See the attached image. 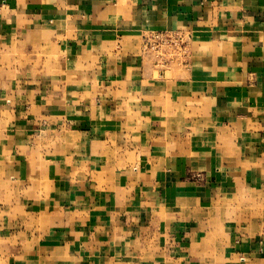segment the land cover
Listing matches in <instances>:
<instances>
[{
  "label": "crops",
  "instance_id": "obj_1",
  "mask_svg": "<svg viewBox=\"0 0 264 264\" xmlns=\"http://www.w3.org/2000/svg\"><path fill=\"white\" fill-rule=\"evenodd\" d=\"M0 264H264V0H0Z\"/></svg>",
  "mask_w": 264,
  "mask_h": 264
},
{
  "label": "rangeland",
  "instance_id": "obj_2",
  "mask_svg": "<svg viewBox=\"0 0 264 264\" xmlns=\"http://www.w3.org/2000/svg\"><path fill=\"white\" fill-rule=\"evenodd\" d=\"M24 57H25V55H22L21 56L22 59ZM50 57H51V60L48 59V61H43L41 56L36 57L35 55H31V59L32 60L36 59V61H37L36 69H38L37 71L39 73H45V75H46V73L52 72L53 71L52 69H54L56 71V73H59V70H57L58 68H56V67H59L58 66L59 56L58 55H55V54H52V55H50ZM21 58H18L17 56L15 57L16 60H22ZM40 75H43L44 76V74H40ZM93 92H94V85L88 87V89L85 91V93H93ZM238 216H239L238 213H234V214H232L231 217L233 219H235Z\"/></svg>",
  "mask_w": 264,
  "mask_h": 264
}]
</instances>
